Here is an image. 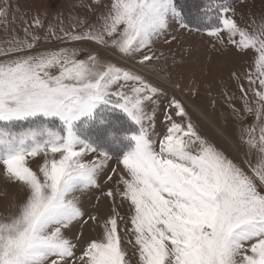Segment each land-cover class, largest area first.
I'll return each mask as SVG.
<instances>
[{
	"label": "snow or ice",
	"instance_id": "6c2138e0",
	"mask_svg": "<svg viewBox=\"0 0 264 264\" xmlns=\"http://www.w3.org/2000/svg\"><path fill=\"white\" fill-rule=\"evenodd\" d=\"M10 8L5 0L0 17ZM231 13L229 0H207L195 15L177 0H110L98 22L82 19L72 30L62 20L50 23L43 38L110 45L140 65L151 64L152 45L174 25L203 31L241 55L254 50V71L246 74L250 86L258 82L250 88L253 106L240 88L245 112L256 118L241 133L249 155L256 154L254 163L247 161L248 171L201 136L174 97L168 108L182 122L166 110V133L157 140L154 110L145 105H156L160 90L96 54L77 58L76 48L39 50L41 36L28 28L30 38L13 39L0 50L12 57L0 61V170L22 193L13 210L0 215V264H264V18L253 21L249 32ZM32 26L44 28L39 18ZM112 109L136 126L135 132L119 133L132 144L119 158L115 192L106 193L114 201L120 197L128 212L113 206L101 235L77 257V237L66 233L86 215L80 196L98 185L109 158L83 130L106 125ZM37 120L43 122L13 130L19 121ZM49 120L58 123L49 126ZM117 135L108 130L106 141ZM40 154L44 163L37 172L28 161ZM88 154L97 158L85 160ZM125 242L133 244L132 258Z\"/></svg>",
	"mask_w": 264,
	"mask_h": 264
},
{
	"label": "rangeland",
	"instance_id": "374dc122",
	"mask_svg": "<svg viewBox=\"0 0 264 264\" xmlns=\"http://www.w3.org/2000/svg\"><path fill=\"white\" fill-rule=\"evenodd\" d=\"M199 1L177 0V3L186 11H193V6H196ZM4 2L5 0H0V5ZM7 3L11 6L7 17H0V50L6 49L13 39L30 38L25 37L24 29L28 28L30 33L41 36L39 50H58L59 47L76 48L79 50L77 58H84L89 53L96 54L100 60L126 69L160 90V93L154 97L156 105L151 103L145 105L147 111L154 110L153 123L157 140L166 133L165 111L172 113V109L168 108L169 101L173 97L181 101L182 96L186 103L181 102L201 136L246 171L249 170L247 161L251 159L253 163L255 162L256 154L253 152L249 155L247 146L241 140V133L243 128L255 124L256 118L245 112V93L240 91L243 86L247 92L249 106H253L251 101L254 96L250 88L258 87V82L257 85L250 86L246 74L254 71V50H250L248 55H241L234 46L227 42L220 45L203 31H190L174 25L152 45L149 53L153 56L151 64L140 65L137 62L138 58L124 57L110 45H98L93 41L64 44L58 40L45 41L43 38L45 29L50 23L58 26L62 20L65 28L72 30V23L82 19L89 23L98 22L110 0H7ZM229 3L232 8L231 14L237 23L249 32L252 31L253 21L259 23L264 18V0H229ZM34 18L41 19L44 28L32 26ZM75 30H82L78 23ZM118 57L122 60L120 61ZM10 58L12 57L0 55V61ZM51 72L56 74L57 69H51ZM131 86L132 82H128L123 90L130 91ZM116 88H119V85L114 86L113 90ZM112 110H116L131 124V129L125 133L136 131V126L125 114L119 109ZM172 114L174 116V113ZM174 119L182 122L178 117L174 116ZM111 121L113 120L108 119V123L104 125L106 128L109 127L106 131L113 130L117 133L118 126L116 122ZM116 121L119 120L116 119ZM42 122L40 120L19 121L14 125L13 130L35 127ZM47 123L49 126H55L58 122L49 120ZM115 139L122 141L120 145L125 144L124 149H117L111 153V150L109 152L101 148L108 153L109 158L104 162L98 177V185L80 196L81 207L86 215L78 223L74 222L71 231L66 233L70 238L73 233L77 237L73 240V243L77 245L75 248L77 257L82 255L87 246L86 242L101 235L100 224L111 214L113 206L122 215L128 212L126 203L121 206L120 197H116L114 201L106 196L109 190L115 192L116 181L122 169L119 158L132 144L123 135ZM96 158L93 154H88L84 159ZM28 162L29 166L38 172L39 167L44 163V155L29 158ZM108 177L112 179L109 180ZM119 187L122 190L123 186ZM20 199H22V193L18 185L9 182L0 170V215L11 212L12 206ZM93 215L97 217V221L89 219ZM126 239L131 240L132 237L129 236ZM123 246L132 258L133 244L125 242Z\"/></svg>",
	"mask_w": 264,
	"mask_h": 264
},
{
	"label": "trees",
	"instance_id": "16d2710c",
	"mask_svg": "<svg viewBox=\"0 0 264 264\" xmlns=\"http://www.w3.org/2000/svg\"><path fill=\"white\" fill-rule=\"evenodd\" d=\"M231 1H236V0H231ZM207 2V0H200L199 2L196 3V6L194 5V10L190 12L195 15V13L197 12V10L203 6L205 3ZM192 7V8H193ZM188 11V10H187ZM195 25H193L194 27ZM107 119L109 120H113L111 122H116L117 126H118V130L117 133L118 135L115 138H119L122 135H119V133H125L126 131L131 129V124L123 117L121 116L118 112H116V110H112L111 112L107 113ZM119 120V121H116ZM107 128H109L107 126ZM105 126H96V127H88L86 129L83 130V135L86 138H90V142L94 144V146L98 147V148H105L106 150H108L111 153L112 151H116L117 149H124L125 144L123 143L122 145H120L122 143L121 140L119 139H115L111 140V141H106V129ZM119 145V146H117ZM113 147V148H112Z\"/></svg>",
	"mask_w": 264,
	"mask_h": 264
},
{
	"label": "bare ground",
	"instance_id": "6f19581e",
	"mask_svg": "<svg viewBox=\"0 0 264 264\" xmlns=\"http://www.w3.org/2000/svg\"><path fill=\"white\" fill-rule=\"evenodd\" d=\"M118 59H119L120 61L122 60L120 57H118ZM175 92H176V91H175ZM176 94H177V93H176ZM179 97H180V95H179ZM180 99H181V101H183L184 103H186V102H185V99H184L182 96L180 97ZM183 102H182V103H183Z\"/></svg>",
	"mask_w": 264,
	"mask_h": 264
},
{
	"label": "crops",
	"instance_id": "0c3cea01",
	"mask_svg": "<svg viewBox=\"0 0 264 264\" xmlns=\"http://www.w3.org/2000/svg\"><path fill=\"white\" fill-rule=\"evenodd\" d=\"M113 55H115L114 53H112Z\"/></svg>",
	"mask_w": 264,
	"mask_h": 264
}]
</instances>
